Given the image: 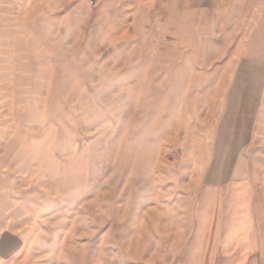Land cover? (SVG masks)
<instances>
[{
  "label": "rangeland",
  "instance_id": "1",
  "mask_svg": "<svg viewBox=\"0 0 264 264\" xmlns=\"http://www.w3.org/2000/svg\"><path fill=\"white\" fill-rule=\"evenodd\" d=\"M17 7L0 22V166L2 196L11 197L2 242L15 246L11 261H183L191 190L211 178L218 145H233L228 116L246 120L242 105L264 68V0ZM8 29L17 30L12 40Z\"/></svg>",
  "mask_w": 264,
  "mask_h": 264
},
{
  "label": "crops",
  "instance_id": "2",
  "mask_svg": "<svg viewBox=\"0 0 264 264\" xmlns=\"http://www.w3.org/2000/svg\"><path fill=\"white\" fill-rule=\"evenodd\" d=\"M17 3L0 0V22L16 18L9 15L17 13ZM7 25L17 27L15 21ZM16 32L8 29L7 37L12 40ZM258 72L252 100L242 105L249 109L246 120L238 125L228 116L233 145H218L216 162L208 170L211 178L203 180L205 186L199 192L191 190L197 198L195 216L189 221L193 238L185 248L183 261L176 264H264V68ZM214 171L216 180L212 178ZM201 193L205 195L199 198ZM4 194L0 166V264H13L15 246L2 242V237L11 236L3 221L11 197L5 200Z\"/></svg>",
  "mask_w": 264,
  "mask_h": 264
}]
</instances>
